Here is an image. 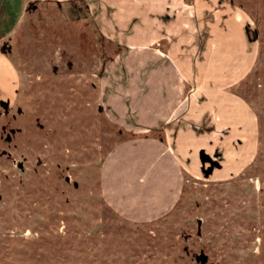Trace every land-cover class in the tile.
I'll list each match as a JSON object with an SVG mask.
<instances>
[{
	"label": "rangeland",
	"instance_id": "1",
	"mask_svg": "<svg viewBox=\"0 0 264 264\" xmlns=\"http://www.w3.org/2000/svg\"><path fill=\"white\" fill-rule=\"evenodd\" d=\"M43 3L0 30V99L9 104L4 113L0 103V264H198L200 250L206 264H264V0H231L253 40L251 68L235 89L255 114L253 150L234 142L241 158L225 159L207 143L202 156L219 165L210 175L199 151L171 207L138 199L127 213L125 199L117 209L101 190L103 160L136 136L106 106L115 78L100 74L124 51L101 35L84 0ZM134 69L116 76L124 88L144 85ZM125 148L111 180L138 157L139 147ZM131 172L126 183L152 194L153 172Z\"/></svg>",
	"mask_w": 264,
	"mask_h": 264
},
{
	"label": "crops",
	"instance_id": "2",
	"mask_svg": "<svg viewBox=\"0 0 264 264\" xmlns=\"http://www.w3.org/2000/svg\"><path fill=\"white\" fill-rule=\"evenodd\" d=\"M75 1L0 0V30H12L36 2ZM84 1L101 35L124 51L103 70V78H115V88L104 85V98L113 115L123 120L119 125L129 126L136 135L115 146L101 164V190L108 204L123 210L122 204L127 208L138 199H155V204L169 208L182 188L183 174L193 171L195 154L207 143L219 148L225 159L241 158L234 142H248L245 151L253 150L255 114L235 90L253 60L244 10L231 0ZM130 66L136 71L134 79L144 85L124 88L123 80L116 79L130 78ZM111 95H121L119 101L129 113L122 112ZM134 145L140 148L138 157L128 160L130 165L114 172L111 180L108 168L125 159V147ZM131 170L153 172L152 194L134 191L132 180L126 183ZM116 177L115 185L111 181ZM130 210L135 211L125 212Z\"/></svg>",
	"mask_w": 264,
	"mask_h": 264
},
{
	"label": "water",
	"instance_id": "3",
	"mask_svg": "<svg viewBox=\"0 0 264 264\" xmlns=\"http://www.w3.org/2000/svg\"><path fill=\"white\" fill-rule=\"evenodd\" d=\"M203 151H200L199 152V160H200V163H201V172L203 173V175L205 177H207L208 175H210L213 171V169L215 167H218V163L211 160L208 156H205L203 157ZM205 155V154H204ZM208 162L209 163V166L205 167V163ZM18 167L19 168H23L22 166V162H18L17 163ZM66 180H68V177H66ZM73 185L76 187L77 186V183L75 181H73ZM200 223H201V220L200 219H197V224H198V233H200L199 231V226H200ZM195 259L197 261L198 264H206L207 263V255L204 254L203 250H200L198 254L195 255Z\"/></svg>",
	"mask_w": 264,
	"mask_h": 264
},
{
	"label": "flooded vegetation",
	"instance_id": "4",
	"mask_svg": "<svg viewBox=\"0 0 264 264\" xmlns=\"http://www.w3.org/2000/svg\"><path fill=\"white\" fill-rule=\"evenodd\" d=\"M254 35H255V31H253ZM0 103H2L3 107H4V113L7 112L8 110V107H9V104H8V101L4 102L0 99ZM18 113L21 112L20 109L18 108ZM4 129V128H3ZM14 133V130L13 129H10V134H13ZM5 139L6 140H9L10 139V135L9 134H6L5 135ZM19 161H16V164L18 163Z\"/></svg>",
	"mask_w": 264,
	"mask_h": 264
},
{
	"label": "trees",
	"instance_id": "5",
	"mask_svg": "<svg viewBox=\"0 0 264 264\" xmlns=\"http://www.w3.org/2000/svg\"><path fill=\"white\" fill-rule=\"evenodd\" d=\"M110 59H109V57L104 61V63L102 64V68H101V70H100V74L103 72V70H104V68H105V66H106V64L108 63V61H109Z\"/></svg>",
	"mask_w": 264,
	"mask_h": 264
}]
</instances>
